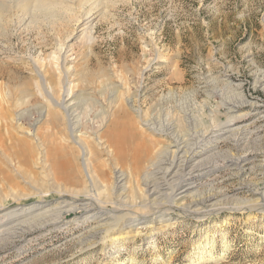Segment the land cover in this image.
<instances>
[{
  "label": "rangeland",
  "instance_id": "rangeland-1",
  "mask_svg": "<svg viewBox=\"0 0 264 264\" xmlns=\"http://www.w3.org/2000/svg\"><path fill=\"white\" fill-rule=\"evenodd\" d=\"M0 2V264H264V0H107L77 17ZM64 77L76 129L101 142L107 184L72 200L55 193L49 171L61 170L64 154L76 164L80 151L39 83L60 99ZM225 124L238 129L210 141ZM200 133L216 165L195 177L197 194L223 201L202 215L173 207L170 224L148 228L161 207L134 188L147 162L134 160L132 141L162 149ZM114 169L125 173V197L111 189ZM29 207L2 230L5 211ZM98 208L147 217L135 236L109 242L115 226L87 217Z\"/></svg>",
  "mask_w": 264,
  "mask_h": 264
},
{
  "label": "bare ground",
  "instance_id": "bare-ground-1",
  "mask_svg": "<svg viewBox=\"0 0 264 264\" xmlns=\"http://www.w3.org/2000/svg\"><path fill=\"white\" fill-rule=\"evenodd\" d=\"M10 1H11L10 4L12 8H15L17 10L20 9L21 12H25V11L29 12V14L30 12L31 13L34 12L36 14L43 13V15L47 13H50V14L53 13L56 15V13L54 12H59L57 15L63 14L64 16H66V14H73L75 17H77L78 14L86 13L85 9L87 7H89V10H91L95 8L99 2H102L103 4V1L105 2L107 0H10ZM1 6L2 4L0 2V9H1ZM60 80L63 81V79H60ZM39 83H41L40 85L41 87H43L45 96L46 98H48V101L51 107L54 106L60 109L62 115H60L59 117L63 119L64 131H67V135H68L67 137H69V139H71V141L78 146L79 151H80L79 159L76 164L71 163V161H68L70 159L69 157H67L68 160L66 159V157L63 160L65 154L63 155V158L60 157L62 161H65L61 167V170L54 174L52 173L53 171L52 172L49 171L51 187L55 189V193H58V194L60 193V195L61 193H64V195L62 194L63 197L65 195H68V197L71 198L70 200H72L73 198H76V195L74 193H85V195L89 194L90 196V194H93V192L92 193L90 192L93 190L94 188L93 186H96L99 188L105 187V186L107 187V184H105V180L101 176H99L100 171L102 169L101 168L102 166L101 157L99 153L101 142H100V145L97 146L96 144H99L97 140L95 143V141L88 139L87 137L84 136L82 132L79 133V131L76 129L77 120H76L75 114H73V111L69 110L71 107V101H68L69 98H66L67 95L69 94L68 81L65 80V77H64V81L61 82L62 84L60 86L62 88L61 89L62 91L60 94L61 96L60 99L58 98L59 95H57L56 91L52 88L53 86L52 87H49L47 85L45 86L43 78L41 79V82ZM56 95L58 97H56ZM80 97H81V94H80ZM127 103L130 109L135 111L137 118L141 119V123L143 125H146L145 122H142L144 118L142 117L141 112L138 109L133 107V104L129 102V98L127 99ZM73 104L75 103L73 102ZM233 107H235L234 104L230 105L229 109ZM43 117H45L44 108L41 109L40 118L36 120V123H42V121L45 120L43 119ZM41 119L43 120L39 122ZM48 121L49 120H47V122ZM228 125L229 124H225L224 125L225 127L222 126L221 128L216 129L215 134L213 135L214 138L210 141L215 143L223 135H226V133L228 134L234 133V130L238 129L237 127L236 128L227 127ZM148 128H153V127L151 126L146 127V129ZM149 132L153 133L152 130H150ZM33 135H35L36 139L38 140V137H37L39 136L38 131L33 133ZM203 135L204 134L200 133L198 135H195L194 137L190 136L191 138L188 137L185 139L184 138L183 139L182 138L181 139L179 138L171 139L168 142L167 147L162 148V149H159L157 146H154L155 143L152 141V139L149 140L147 139V137L146 139L144 137L143 139L141 137H135V140L132 141L133 147H134V155H133L134 160L137 161L138 159H144L147 162L143 166V169L138 175V177L135 176V178L133 179L134 184H135L134 188L135 187L137 188L138 184L143 185L146 199L144 198L145 200H142V202H146L147 205L155 207V208L158 205L161 207V209H158L159 207H157L156 208L158 209L157 211L150 213L148 215L149 217H151V221L150 222L148 221L149 222L148 228L158 229L160 227L162 228L166 226L167 224H170L171 215L169 214L170 212H167V211L170 209L172 210L173 207H175L176 209H180V208L187 209L186 212H188L189 214L195 213V214L202 215L212 210L216 204L218 205V203H221L223 201V198L220 197V195L217 193L216 195L211 194V193H208L206 195H199L197 194V191L195 188L196 187V184H194L195 177L205 174L207 171H209V168L211 166L214 167L216 165V164L214 165L215 161L213 158L215 154H211V155L203 154L205 150L204 145L206 144V143L204 144L203 142L202 144H200V140L203 141L204 139L202 138ZM38 143L40 144V141H38ZM62 152H65L64 149L59 148V150H56V154L58 156H62L61 155ZM75 165L77 166V168H75ZM114 173L115 175L113 176L114 180L111 185V189L114 192H117L116 193L117 197H120V198L122 196L125 197V194H127V188H126L127 179H125V175H124L125 173L123 171L115 170V169L113 170V174ZM66 184L75 185V186H73V188L72 186L71 188H65V186H62ZM41 195H43V193ZM89 196L88 197L85 196L86 197L85 199H89ZM188 197H190V201L186 203L185 198H188ZM117 200H119V198ZM236 201L240 203L246 202V201H240V200H236ZM88 203H91V201ZM63 204H61L60 206H62ZM72 206L73 205H69V208ZM55 208L58 209V207H55ZM23 209L14 208V209L5 211L2 214V216L3 218L5 217V219L9 221H5L6 227L3 228L2 230H6L8 228L10 229L17 224L20 225L21 219L24 217L23 216L24 213L29 214L31 212H34V209L32 207H29L24 210ZM39 213H42V212H38V215ZM89 213H88L89 216L87 217L97 218L98 219L97 224L99 227L108 228V227L115 226V227H112L113 230L111 232H108L109 234L107 238L109 242H114L121 237L126 238V236L127 237L135 236L137 232V230H135L133 227L135 226V222L138 221V219L143 218L144 220V217H147L146 215L142 216L140 214L139 218L137 217L120 218V217H116L114 214L113 215L109 214L110 213L109 211H105L102 208L91 209L89 210Z\"/></svg>",
  "mask_w": 264,
  "mask_h": 264
}]
</instances>
